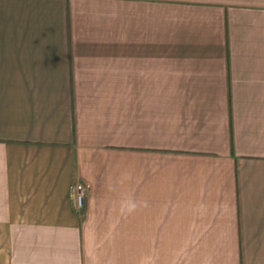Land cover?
I'll return each mask as SVG.
<instances>
[{
    "label": "crops",
    "instance_id": "crops-1",
    "mask_svg": "<svg viewBox=\"0 0 264 264\" xmlns=\"http://www.w3.org/2000/svg\"><path fill=\"white\" fill-rule=\"evenodd\" d=\"M0 264H264V0H0Z\"/></svg>",
    "mask_w": 264,
    "mask_h": 264
},
{
    "label": "built area",
    "instance_id": "built-area-1",
    "mask_svg": "<svg viewBox=\"0 0 264 264\" xmlns=\"http://www.w3.org/2000/svg\"><path fill=\"white\" fill-rule=\"evenodd\" d=\"M69 192L75 208L80 209L84 202L85 186L81 182L76 181L70 185Z\"/></svg>",
    "mask_w": 264,
    "mask_h": 264
}]
</instances>
